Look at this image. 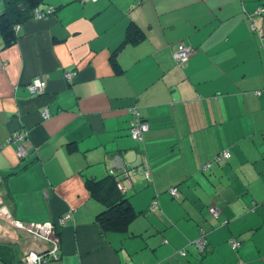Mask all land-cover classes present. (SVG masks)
Wrapping results in <instances>:
<instances>
[{
	"label": "crops",
	"instance_id": "crops-1",
	"mask_svg": "<svg viewBox=\"0 0 264 264\" xmlns=\"http://www.w3.org/2000/svg\"><path fill=\"white\" fill-rule=\"evenodd\" d=\"M50 9L20 24L11 47L0 37V216L55 226L59 255L46 264H264V0L39 7ZM132 24L139 40L117 50ZM178 44L194 50L183 66L172 57ZM39 75L45 90L31 95ZM131 108L149 128L141 142L130 137ZM222 151L230 158L214 161ZM132 152L143 175L135 163L124 162L132 176L113 167ZM111 175L135 212L124 231L98 220L109 193L90 181ZM5 218L0 243L22 257L49 247Z\"/></svg>",
	"mask_w": 264,
	"mask_h": 264
},
{
	"label": "built area",
	"instance_id": "built-area-1",
	"mask_svg": "<svg viewBox=\"0 0 264 264\" xmlns=\"http://www.w3.org/2000/svg\"><path fill=\"white\" fill-rule=\"evenodd\" d=\"M96 1V0H91ZM258 11H261L259 9ZM53 9H50L45 12L37 11L34 14V17L40 18L44 15L51 14ZM251 29L254 30V27L251 26ZM261 46L264 49V37L261 39ZM194 53V50L191 47L185 46L184 44H178L176 50L173 52L172 57L177 65L183 66L190 56ZM72 78V73H66L65 79L70 80ZM46 86V77L44 75H39L33 79V81L27 85V90L31 95H40L44 92ZM130 113L133 115V119L130 122L129 133L130 137L135 142L143 141L144 134L149 130L148 125L146 122L142 121L136 111V109L131 108ZM43 118H47L49 113L47 110H44L42 113ZM14 139H21L19 134H15ZM17 155L19 157L25 156V150L19 146L17 148ZM230 158V153L228 151H222L217 156H215L214 161L220 162L222 160H227ZM210 167V163L205 164L204 169H208ZM146 176L148 174L146 173ZM169 194L172 197L178 195L176 188H171L169 190ZM154 203H152L151 207H154ZM2 210L0 209V212ZM209 212L211 215L218 219L219 218V211L215 207H210ZM5 218L4 216H0V218ZM70 215L67 214L64 218L60 219L59 223L62 225L65 223V220L69 218ZM8 225L18 231L26 232L28 235L37 237L43 240L46 244L49 245L47 249L44 251H37V250H27L24 252L22 257V264H46L49 259H57L59 255V242L56 235L55 226L52 223H21L19 221H15L13 219L5 218ZM227 221L224 220L220 222L221 225H226ZM1 234V231H0ZM207 232L203 229H200L199 236L194 242L195 249L198 253H203L207 248V240H206ZM231 248L233 250L237 249L240 243L233 239L229 242ZM181 255H185V251H179Z\"/></svg>",
	"mask_w": 264,
	"mask_h": 264
},
{
	"label": "trees",
	"instance_id": "trees-1",
	"mask_svg": "<svg viewBox=\"0 0 264 264\" xmlns=\"http://www.w3.org/2000/svg\"><path fill=\"white\" fill-rule=\"evenodd\" d=\"M43 1L0 0L2 3V10L0 12V37L3 42V48L11 47L15 44L18 37L16 28L20 24L31 19L37 11H46L39 10ZM139 38L138 29L133 24L130 25L124 41L117 50L128 42L134 43L138 41ZM115 177L111 175L104 179L90 182L97 189L107 187L105 192L109 193L108 195L103 193V195L107 196L103 200L106 209L98 215V220L104 228L124 231L130 221L135 217V212L131 208L127 198L117 189ZM109 183L112 184V187H109ZM0 264H22V255L19 248L11 243H0Z\"/></svg>",
	"mask_w": 264,
	"mask_h": 264
},
{
	"label": "water",
	"instance_id": "water-1",
	"mask_svg": "<svg viewBox=\"0 0 264 264\" xmlns=\"http://www.w3.org/2000/svg\"><path fill=\"white\" fill-rule=\"evenodd\" d=\"M132 153L136 158H134V160H132L131 162L128 160V155L114 157V161L112 162V164H114L113 167L123 171L124 174L126 173L128 176H132L134 175L132 171H126L124 169V162L130 163V164L135 163V164H132L131 167L136 168L138 170L137 173L143 175L145 172L144 164H143V157L141 155H136L135 152H132ZM123 185L125 186V184Z\"/></svg>",
	"mask_w": 264,
	"mask_h": 264
},
{
	"label": "rangeland",
	"instance_id": "rangeland-1",
	"mask_svg": "<svg viewBox=\"0 0 264 264\" xmlns=\"http://www.w3.org/2000/svg\"><path fill=\"white\" fill-rule=\"evenodd\" d=\"M0 5H2V3L0 2Z\"/></svg>",
	"mask_w": 264,
	"mask_h": 264
},
{
	"label": "bare ground",
	"instance_id": "bare-ground-1",
	"mask_svg": "<svg viewBox=\"0 0 264 264\" xmlns=\"http://www.w3.org/2000/svg\"><path fill=\"white\" fill-rule=\"evenodd\" d=\"M3 213V212H2Z\"/></svg>",
	"mask_w": 264,
	"mask_h": 264
}]
</instances>
